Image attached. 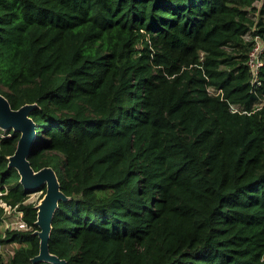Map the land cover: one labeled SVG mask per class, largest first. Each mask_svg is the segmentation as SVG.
<instances>
[{"label":"trees","instance_id":"trees-1","mask_svg":"<svg viewBox=\"0 0 264 264\" xmlns=\"http://www.w3.org/2000/svg\"><path fill=\"white\" fill-rule=\"evenodd\" d=\"M251 31L264 35V0H0V92L13 109L36 105L31 166H51L69 197L52 254L264 264V66L253 88ZM19 138L0 127V198L29 227L0 230V244L20 243L5 264H57L33 263L29 199L46 185L26 189L9 166Z\"/></svg>","mask_w":264,"mask_h":264},{"label":"water","instance_id":"water-1","mask_svg":"<svg viewBox=\"0 0 264 264\" xmlns=\"http://www.w3.org/2000/svg\"><path fill=\"white\" fill-rule=\"evenodd\" d=\"M35 104H24L13 109L7 96L0 92V127L20 132V138L15 152L9 157V166L18 170L20 182L26 189L35 190L41 185H46V192L38 202L37 221L39 229L34 235L40 237L39 254L33 258V263L40 260H49L57 264H66V260L52 254L49 249L50 233L54 213L61 200H68L61 190L59 176L51 166H44L35 171L29 160V153L36 138V124L29 115Z\"/></svg>","mask_w":264,"mask_h":264},{"label":"built area","instance_id":"built-area-1","mask_svg":"<svg viewBox=\"0 0 264 264\" xmlns=\"http://www.w3.org/2000/svg\"><path fill=\"white\" fill-rule=\"evenodd\" d=\"M245 40L250 42V50L248 52V57L246 64L248 66V69H250L251 72V85L253 88H258L262 85V79H261V72L262 68L264 66V35L261 32L253 33L248 32L245 35ZM210 91H212V88H210ZM260 104L264 103V97L261 98ZM231 109L233 111H243L245 112V108L243 106H237V105H231ZM2 192L0 191V194ZM0 206L7 207L9 206L11 209H17V207H12L11 205H8L3 199L0 198ZM20 211V210H19ZM21 216L23 217L22 211H20ZM24 218V217H23ZM28 227V224L25 220H23L21 224V228Z\"/></svg>","mask_w":264,"mask_h":264},{"label":"rangeland","instance_id":"rangeland-1","mask_svg":"<svg viewBox=\"0 0 264 264\" xmlns=\"http://www.w3.org/2000/svg\"><path fill=\"white\" fill-rule=\"evenodd\" d=\"M259 2H257L258 4ZM256 4V5H257ZM42 190L34 192L31 194L29 201L38 202L41 200ZM3 207V206H2ZM3 221L0 224V230L3 235H5L7 230H27L29 227L21 228V224L24 218L21 216V213L17 209H11L9 206L6 208L3 207L2 212ZM20 243L18 242H8L0 244V264H5L9 261L10 257L14 254V251L19 247Z\"/></svg>","mask_w":264,"mask_h":264}]
</instances>
